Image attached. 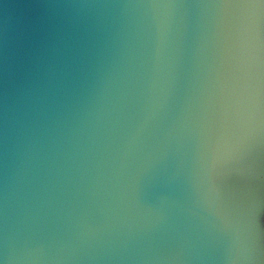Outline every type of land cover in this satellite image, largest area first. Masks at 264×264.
<instances>
[{"label":"water","instance_id":"95a60500","mask_svg":"<svg viewBox=\"0 0 264 264\" xmlns=\"http://www.w3.org/2000/svg\"><path fill=\"white\" fill-rule=\"evenodd\" d=\"M0 264H264V0H0Z\"/></svg>","mask_w":264,"mask_h":264}]
</instances>
